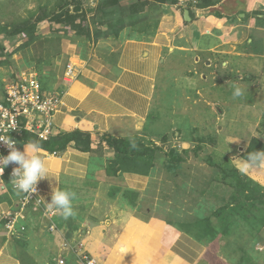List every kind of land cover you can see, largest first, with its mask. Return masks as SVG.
<instances>
[{
    "label": "crops",
    "instance_id": "1",
    "mask_svg": "<svg viewBox=\"0 0 264 264\" xmlns=\"http://www.w3.org/2000/svg\"><path fill=\"white\" fill-rule=\"evenodd\" d=\"M153 7L155 13L147 14L157 25L138 28L131 37L121 36L108 49L95 48L102 49L98 53L93 48L81 49L72 33L63 38L66 65L74 64L76 78H64L65 66L50 90L62 98L53 119L54 137L75 133L64 148L40 147L38 154L47 163L48 176L38 186L42 200L49 202L54 188L75 192L74 214L65 220L42 203L30 206L26 218L18 221L14 237L1 221L0 264H36L37 253L31 252L33 258L27 263L24 253L28 250L16 242L27 230H33L28 235L32 242L39 233L53 237L57 245L49 261L52 257L56 264L60 255L68 264H76L77 253L65 249V241L73 248L83 243L97 264H199L207 254L205 243L155 216L145 195L156 178L141 172H114L118 169L113 161L115 150L106 138L140 135L161 143L165 135L147 131V123L160 71L180 59L184 64L201 65L188 70L203 88L223 85L220 101L226 112L218 117L231 118L228 110L234 108L228 109L229 103L232 98L239 103V97H234L230 86H241L247 80L250 85L242 86L243 96L251 91L255 96L253 108L260 110L255 122L258 127L264 119V51L252 49H257L255 44L264 49V0H223L210 8L151 2L147 12ZM203 93L204 89L198 96ZM259 100L262 105L256 107ZM244 151L246 147L241 153ZM235 161L243 173L264 187V167L252 168L243 157ZM19 195H2L0 212H16ZM150 212L153 216L147 215Z\"/></svg>",
    "mask_w": 264,
    "mask_h": 264
},
{
    "label": "rangeland",
    "instance_id": "2",
    "mask_svg": "<svg viewBox=\"0 0 264 264\" xmlns=\"http://www.w3.org/2000/svg\"><path fill=\"white\" fill-rule=\"evenodd\" d=\"M100 1L0 0L1 43L6 47L7 51L19 49L12 56L13 67H0V84H8L15 75L14 72L33 70L39 73V79L43 83L44 90L53 92L50 90H53L57 80L61 79L68 60L64 56L63 44L65 45V43H63V39L61 41L54 40L56 34L52 29L54 27H61V24L51 19L62 7L70 9L72 13L84 20V25L89 23L91 27V39L88 38L86 33L78 35L71 28L70 33L75 36L73 41L78 43L81 49L93 48L97 53L100 50L102 51V49L95 48L110 47L113 42H119L121 36L131 37L135 35L138 28L146 29L147 26L149 28L152 25H157L151 15H149V19L146 21L143 20L136 25H131L130 22L116 25L115 22L120 21L122 18V12L137 0H121L120 7L114 15L111 14L112 8L105 9L103 10L104 12L102 11L100 15H97V12L99 13L97 7ZM190 1L192 3L193 0ZM77 8L80 10L75 11ZM146 11L148 10L146 9ZM150 11L145 12V14L155 13L154 7ZM79 18L78 20H80ZM30 20L38 21L39 34L45 38L42 37L41 40L32 43L29 47L21 49L19 47L22 45V36L18 35L15 38L13 31ZM105 20L107 24L101 25ZM123 25L125 26L123 27ZM114 28H119L118 34L114 32ZM101 30L106 31L107 35L96 38L94 32ZM79 38L80 40H78ZM261 44L264 45V37L261 40ZM255 45L257 49H252L253 51H264V49L260 48V45ZM47 56L51 60L50 64L43 63L44 61H48ZM257 59L261 62V56L257 57ZM193 63L191 61L184 64L181 59L175 60L171 68L160 71L151 109V117L147 123V131L158 136H162L163 134L167 135L168 140L163 144L167 149L176 147L181 151L183 145L186 144L188 155L185 161L184 171H191L192 176L199 175L201 179L203 177L209 178L213 168L204 162V166L199 165L200 159H198V156L205 158V156L207 157V155L210 156L209 154H211L217 160L225 163V156L228 155L230 156V163L237 165L235 160L243 157L241 156V149L243 147L247 149L254 135L264 141V119L261 120L260 125L257 127L255 122L260 110L253 108V105H255V96L252 94V91L249 95L240 96L239 103L232 98L228 106V109L230 107L234 108L233 111L228 110L231 118H224V114L222 117H218L225 108L220 101L223 94V85L203 88L202 86L204 84L199 80H195L194 74H189V70L194 71L195 67H201V65L195 66ZM40 64L43 67L42 71L39 70ZM190 66L191 69H189ZM246 81L242 82L243 84L241 83V86H239L241 89L245 84L250 85ZM208 85H210V82ZM224 87L226 88V86ZM247 87L245 86L243 89ZM230 88L234 94L235 86L231 85ZM202 89H204L205 94L203 93V96L200 98L198 94ZM261 105V100H259L256 107ZM243 107H245L244 110ZM239 113H241V116H238ZM146 139L148 138L146 137ZM183 142L185 143L183 144ZM197 163L200 167L195 166ZM166 175V172L163 173L162 171L160 173H154L152 177L158 180L151 179V181L153 180L151 182L152 186L151 188L149 187L145 195L149 202L148 205L153 207V212H156L157 216L163 218L168 217L176 222L185 224L184 221H188L189 218L196 216L198 213L207 214L210 212V200L213 201L214 199H210L205 194L203 198L210 199L207 202L201 196H198L196 191H192L191 187H195L197 184L187 187L185 191L180 190L176 187L175 183L164 181ZM163 187L170 189V194L167 192L169 198L166 197L167 190L164 192L161 191ZM157 202L158 204L155 205ZM161 202H165V204H161ZM172 225L175 226L174 224ZM31 231L29 232L27 230L20 238L25 240L23 247L28 250L27 253H24L26 255L25 261L31 263V257L33 258L31 254L37 253L36 264H56L52 257L51 261H49L50 256L56 251L57 244L53 240V237L42 236V233H39L35 236L38 237L35 238L37 240L32 242L28 238V235L31 236L33 234V230ZM258 234L260 235V239L253 238L249 240L246 249L248 255L253 258L252 262L254 264H264V228ZM215 243L216 241L207 244V254L199 264L246 263V261L242 260L241 255L234 251L233 246L225 247L224 243Z\"/></svg>",
    "mask_w": 264,
    "mask_h": 264
},
{
    "label": "trees",
    "instance_id": "3",
    "mask_svg": "<svg viewBox=\"0 0 264 264\" xmlns=\"http://www.w3.org/2000/svg\"><path fill=\"white\" fill-rule=\"evenodd\" d=\"M221 1L223 0H198L197 6L199 8H210L218 5ZM151 2L172 5L180 4V0H137L122 12V18L120 21L115 22V24L130 22L131 25H136L145 19H149V14H145V12H147V5ZM120 3L121 0H101L97 7V11H99L97 15H100L103 10L108 8H112L111 14L114 15L120 7ZM77 10L80 9L77 8L75 11ZM78 18L76 14L65 7H62L59 12L53 15L51 20L61 24V27L52 28L56 34L54 40L61 41L63 38H69L71 28L78 35L86 33L88 38L91 39V27L89 23L84 25V20L82 18L78 20ZM105 24H107L106 20L104 23H101V25ZM113 30L118 34L119 28H114ZM13 33L15 34V38L18 35L22 36V45L19 47L21 49L29 47L32 43L44 37L39 34L38 21L32 20L17 27ZM94 33L96 34V38L107 35V32L103 30ZM71 38L74 37L72 36ZM18 50L7 51L0 40V67H13L14 64L11 59ZM48 56L46 57L48 61L45 62L43 60V63L50 64L51 60ZM42 68V64H40L39 70L42 71ZM14 73L15 75L12 80L17 79L21 71ZM4 84H0V98L6 94L7 84ZM74 133L61 134L50 140H40L35 135L26 133L23 140L26 142H37L40 147L54 150L57 145L58 149L64 148L71 138L74 137ZM106 140L115 150L113 161L115 165L118 164V169L114 170L115 173L118 170L122 172H141L146 175H153L161 171L163 173L166 172L165 182L175 183L178 189L184 191L187 187L197 184V186L191 187L192 191H196L201 198L207 194L210 199H214L213 201L209 199V213H198L196 216L189 218L188 221H184L185 224L176 222L168 217L163 218L156 214L155 216L162 218L169 224H174L180 230L195 236L206 245L216 241L215 244L224 243L225 247L233 246L234 251L241 255L243 261H246L243 264H254L252 262L253 258L248 255L246 247L249 240L253 238L260 239L258 233L262 232L264 228V187L243 173L236 165H232L230 163V156H225V163L217 160L211 154H209L210 156H205V158L198 156V159H200L199 165L204 166V161L208 166L213 168L209 178L203 177L200 179L199 175L192 176L191 171H184L188 149L180 151L176 147L167 149L163 146L168 140L167 135L161 138V145L140 135L120 138L110 135ZM256 151H264V141L257 136H253L249 147L242 153V156L247 159L249 153ZM199 165L197 163L195 166L200 167ZM111 167L108 168L109 173L112 172ZM162 191H166V197L169 198L168 193L170 194V189L163 187ZM14 192L13 190L12 193L14 194ZM203 199L207 202L209 201L207 198ZM161 204H165V202H161ZM147 215L153 216L151 212ZM246 234L248 235L246 236ZM16 242L19 245L25 244V241L23 242L20 238H17Z\"/></svg>",
    "mask_w": 264,
    "mask_h": 264
},
{
    "label": "built area",
    "instance_id": "4",
    "mask_svg": "<svg viewBox=\"0 0 264 264\" xmlns=\"http://www.w3.org/2000/svg\"><path fill=\"white\" fill-rule=\"evenodd\" d=\"M190 0H180L181 5H187ZM197 0L192 1L195 6ZM64 78H76L75 67L72 62L67 63ZM62 105V98L58 92L44 90L38 78V73L25 70L17 79L11 80L6 87V94L0 98V136L11 138L15 147L23 151V140L26 133L35 135L40 140H50L55 135L54 115ZM10 149L7 144L0 141V154L8 155ZM54 154L57 151L53 152ZM18 165L10 164L0 175V197L12 195V190L20 194L18 197L19 209L16 212L4 210L0 212V222L5 221V228L10 235L17 234V225L20 219L26 218V211L30 206L40 204L41 189L37 185V192L29 197L26 193L19 192L12 180V171ZM54 228V227H53ZM25 229V227H21ZM73 249L77 253L76 264H97L96 259L84 249L83 243H78L73 248L70 241H65V249ZM59 264H68L66 258L60 255Z\"/></svg>",
    "mask_w": 264,
    "mask_h": 264
},
{
    "label": "clouds",
    "instance_id": "5",
    "mask_svg": "<svg viewBox=\"0 0 264 264\" xmlns=\"http://www.w3.org/2000/svg\"><path fill=\"white\" fill-rule=\"evenodd\" d=\"M182 6L186 7L193 5L191 1H188L187 5ZM194 7L199 8L197 3ZM242 95L243 90L239 86H235L234 97H240ZM0 141L5 142L10 149L8 155L4 156L3 154H0V175H2L4 169L10 164L18 165L12 171L11 181L19 192L26 193L31 197L32 194L37 192L39 181L48 176L47 163L38 154L40 151V145L37 142L25 143L24 150L21 151L15 147L16 142L11 138L5 139L3 136H0ZM246 163L252 168L264 167V151L249 153ZM75 198L76 193L73 191L56 190L54 188L50 202L44 198L40 203L43 204L46 210L59 212L62 214L63 218L67 220L74 214L72 202Z\"/></svg>",
    "mask_w": 264,
    "mask_h": 264
},
{
    "label": "water",
    "instance_id": "6",
    "mask_svg": "<svg viewBox=\"0 0 264 264\" xmlns=\"http://www.w3.org/2000/svg\"><path fill=\"white\" fill-rule=\"evenodd\" d=\"M189 13V10L188 9H186V14H188Z\"/></svg>",
    "mask_w": 264,
    "mask_h": 264
}]
</instances>
